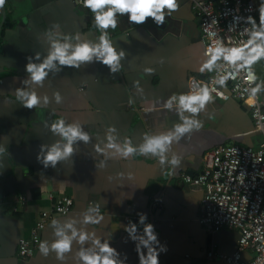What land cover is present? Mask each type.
<instances>
[{"label": "crops", "instance_id": "0c3cea01", "mask_svg": "<svg viewBox=\"0 0 264 264\" xmlns=\"http://www.w3.org/2000/svg\"><path fill=\"white\" fill-rule=\"evenodd\" d=\"M18 1L19 8L17 0H5L0 7V264H83L79 253L98 252L96 240L116 250L117 264H138L135 244L124 229L137 221L139 212L147 214L146 222L155 226L167 247L159 264H204L231 255L237 232L209 233L201 227L197 217L202 192L182 182L183 175L201 171L204 154L215 147L257 149L261 143L250 108L238 100L212 99L203 108L193 105L196 113L178 102L188 95L191 80L205 82L213 68L204 67L209 58L193 1L218 0H177L178 10L165 15L161 28L150 18L137 25L127 15H117L118 27L108 30L113 47L123 52L116 71L95 55L78 62L77 68L54 60L40 83L31 80L27 64L43 63L55 43L69 45V54L83 42L99 44L101 30L93 14L71 0ZM246 1L259 19L261 0ZM254 68L258 76L264 74L260 60ZM32 93L39 104L25 108V94ZM60 119L66 127L78 125L88 140H74L71 154L54 167L50 162L45 166V154L53 146L63 151L67 142L51 130ZM185 119L198 122L199 129L193 123L190 131L165 146L163 166L159 155L140 154L148 138L174 133ZM129 143L136 152L125 159L122 150ZM173 158L179 163L173 165ZM49 193L71 199L72 212L54 216L40 232L47 255L37 249L22 262L18 241L29 238L40 214L50 210ZM19 197L25 198L22 204ZM84 216L99 222L85 224ZM142 228L137 225L136 235ZM73 229L86 232L88 239L81 244L77 235L66 259L57 260L51 248L59 238L55 233L71 236ZM251 255L246 251L243 258Z\"/></svg>", "mask_w": 264, "mask_h": 264}, {"label": "built area", "instance_id": "2783aa9c", "mask_svg": "<svg viewBox=\"0 0 264 264\" xmlns=\"http://www.w3.org/2000/svg\"><path fill=\"white\" fill-rule=\"evenodd\" d=\"M71 2L86 9L81 0ZM193 8L199 15L201 42L209 59L210 47L217 44L225 49L242 47L250 39L251 32L258 30L249 21L251 17L257 25L259 23L249 1L218 0L216 4L193 1ZM260 61L264 64V58ZM241 64L243 61L231 64L221 56L205 82L190 81L188 95L207 88L212 99H235L248 106L254 128L261 136L260 147H215L204 154L201 171L195 176L183 175L182 182L202 192L197 217L201 227L209 233L222 229L237 232L235 251L220 259L227 264H264V74L257 75L254 63L250 67H240ZM250 74L254 75V80L246 79ZM222 78L223 84L220 83ZM257 86L259 90L253 95L252 89ZM47 198L51 202L50 210L40 214L29 238L18 241L17 257L22 262H27L39 249L40 232L51 219L72 212L73 202L68 197L49 193ZM24 201V197L17 200L20 204ZM94 211L99 213L100 210L95 208ZM246 251L252 254L249 259L243 258ZM207 256L212 257V253Z\"/></svg>", "mask_w": 264, "mask_h": 264}, {"label": "clouds", "instance_id": "9594fccd", "mask_svg": "<svg viewBox=\"0 0 264 264\" xmlns=\"http://www.w3.org/2000/svg\"><path fill=\"white\" fill-rule=\"evenodd\" d=\"M82 6L88 9L93 14L95 25L101 30L99 36V44L90 45L88 42H83L76 45L72 52L69 54L67 49L69 45H61L55 43L52 46V51L48 54L47 58L40 65H33L31 63L26 65V71L30 74L32 81L36 83L42 82L47 75L45 69H47L52 62L58 61L61 65L70 68L79 67L78 62L89 61L92 56L95 55L100 63L107 66L111 72L116 71L120 58L123 56V52H117L112 43L108 39V30L116 29L118 27L117 15H127L128 21L133 24H143L148 18L160 26L164 24L165 15H171L179 8L177 0H81ZM5 0H0V7H3ZM249 21L253 24L254 30L251 32L250 39L242 47H233L225 49L217 44L216 47L209 48L210 59L204 65V67L211 69L212 65L221 56L231 64H235L237 61H243L240 67H250L253 63L264 58V0H261L259 5V23L249 17ZM248 80H254V75L246 77ZM220 83H224V79L220 80ZM259 90V87L252 89V94ZM26 101L25 108L31 109L39 104V98L32 94H25ZM56 101L60 102L59 94H55ZM212 97L209 90L203 88L200 93L194 95H181L179 97V104L183 109L189 112L196 113L198 105L199 108H203L206 102H210ZM170 106V105H169ZM197 124V130L199 129V123L185 119L182 125L175 127L174 133L166 135H160L152 138H148L146 142L141 146L139 152L142 156H148L152 154V157L156 155L160 156L159 164L163 166L165 146L170 144L173 139H178V134H183L191 130V125ZM53 132H58L67 142L64 145L63 151L57 146H53L44 156V164L48 165L50 162L54 167L58 160L68 156L73 152L72 143L76 139L84 141L88 140V136L81 132L78 125L65 126L64 120L60 119L55 124L51 125ZM112 146V145H110ZM136 149L131 144H127L122 150V155L125 159L134 155ZM39 159V156L37 157ZM173 165L179 163L176 158L171 161ZM137 221H129L124 231L128 234L129 238L135 244V250L138 257V264H159V255L167 252V247L161 244L158 233L155 226L148 221L146 213H137ZM84 223H98V219H93L90 216H84ZM58 221L53 220L52 223L56 224ZM142 225V231L139 235H136L138 229L137 225ZM68 228H72L71 224L66 225ZM56 236L59 237L51 244V248L56 252L57 260L64 261L66 259L65 253L71 251V245L73 239L78 235L79 243L83 244L88 239L86 232H80L79 234L75 229L72 230L71 236L66 235L63 231H57ZM138 241V243H136ZM98 246V252H92L90 254L81 251L79 253L80 260L83 264H117V261L113 258L118 253L115 249L109 246L107 242L100 243L99 240L94 241ZM39 251L42 255H47L48 248L45 246V242H41ZM127 259V257H125Z\"/></svg>", "mask_w": 264, "mask_h": 264}, {"label": "water", "instance_id": "95a60500", "mask_svg": "<svg viewBox=\"0 0 264 264\" xmlns=\"http://www.w3.org/2000/svg\"><path fill=\"white\" fill-rule=\"evenodd\" d=\"M17 3H18V8L19 7H21V4H20V2L17 0ZM21 9V8H20ZM150 20L151 21H153L152 20V18H150ZM154 24L156 25V23L154 22ZM164 25V24H163ZM163 25H160L159 27L161 28V27H163ZM158 26V25H157ZM204 264H227L225 261H223V260H217V259H215V260H212V261H210V262H206V263H204Z\"/></svg>", "mask_w": 264, "mask_h": 264}]
</instances>
